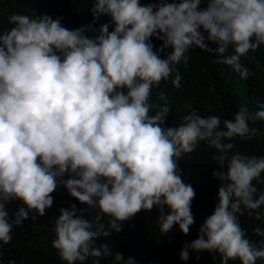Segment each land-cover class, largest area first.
Returning <instances> with one entry per match:
<instances>
[{
  "label": "clouds",
  "instance_id": "obj_1",
  "mask_svg": "<svg viewBox=\"0 0 264 264\" xmlns=\"http://www.w3.org/2000/svg\"><path fill=\"white\" fill-rule=\"evenodd\" d=\"M200 4L94 0L93 22L76 29L47 14L8 17L13 27L0 34V242L12 239L13 227L29 210L44 215L58 185L110 217L108 227L116 232L142 209L156 207L162 233L178 225L188 234L195 193L182 181L177 158L203 142L216 150L213 159L220 165L212 173L221 182L218 203L198 238L182 246L180 259L186 262L190 252L202 251L218 252L224 264L264 259V247L250 243L237 217L241 206L252 215L264 205V191L257 195L253 183L264 181V156L230 152L234 138L258 134L250 124L264 121V104L254 111L241 105L223 121L218 115L201 116L189 104L182 122L172 127L163 125L167 105L149 115L154 87L170 77L180 87L174 66L187 61L190 48L217 54L220 63L246 79L250 73L241 58L264 45V0H206L202 9ZM101 15L111 18L113 30L104 23L88 35ZM151 37L162 41L155 51ZM164 49L171 51L162 56ZM17 199L27 208L19 207L10 218L6 205ZM78 211L83 209L75 204L62 207L55 221L52 247L62 260L75 264L103 254L135 264L107 244L93 246L96 237L110 233L103 224L94 228Z\"/></svg>",
  "mask_w": 264,
  "mask_h": 264
},
{
  "label": "trees",
  "instance_id": "obj_2",
  "mask_svg": "<svg viewBox=\"0 0 264 264\" xmlns=\"http://www.w3.org/2000/svg\"><path fill=\"white\" fill-rule=\"evenodd\" d=\"M154 2L157 0H141V4ZM93 4L94 0H0V34L13 27L8 22V17L13 13L30 17L47 14L53 19L60 17L62 25L68 29L89 25L94 20L91 12ZM204 7L206 0H201L199 8ZM104 23H109V31L113 30L111 18L101 15L88 35H95ZM150 39L154 51L161 46L162 41L156 37ZM205 42L211 48L216 47L211 41ZM170 51L164 49L161 55ZM230 54V50L225 53ZM185 55L187 61L181 59L175 64L173 72V75L177 71L180 73V87H174L170 77L168 81H161L158 87H154L149 98L152 104L149 115H154L165 105L169 107V112L163 118L165 127L179 126L181 117L188 111L186 105L189 104L201 116L218 115L222 121L232 119L241 105L254 111L264 104V45L250 50L241 58L240 63L250 73L246 79L241 78L231 65L220 63L217 54L213 52L194 46ZM161 94L164 99H161ZM250 127L256 128L258 134L247 140L234 138L231 141L234 147L230 152L264 156V121L257 120ZM215 154L214 148L200 142L192 152L183 153L177 158L182 181L191 184L195 193L191 201L194 223L188 234H184L178 225H174L169 233H162L158 223L160 212L156 207L151 210L142 209L122 222L121 230L116 232L108 227L110 217L101 215L95 206L81 204L70 196L65 187L58 185L51 194L54 197L53 205L45 210L44 215L29 210L28 217L13 227L12 239L7 244L0 242V264H8L10 260L15 261V264H67L52 247V240L55 238V221L59 209L68 208L72 204L78 210L83 209L82 213L78 211L77 214L92 221L94 228L103 224L108 229L110 234L96 237L93 246L107 244L112 253H121L124 260L132 257L135 264H224L221 254L214 251L190 252L186 262L179 257L182 246L198 238L200 226L218 203L217 194L221 182L212 173L219 170L220 165L213 159ZM64 178H68L67 173ZM253 183L258 189L257 195L264 191V181ZM21 206L27 208L21 200L10 201L6 205L9 217L13 218L12 214ZM164 211L167 214L170 209L165 207ZM248 211L241 206V211L237 213L240 226L253 246L264 247V205L253 211L252 215H248ZM97 216H100L99 220H96ZM256 228H260L261 233H257ZM95 260L99 264H123V261L116 262L113 255L103 254L100 257L89 255L83 262L76 261L75 264H93ZM227 264H240V261L229 260ZM255 264H264V259L257 258Z\"/></svg>",
  "mask_w": 264,
  "mask_h": 264
}]
</instances>
